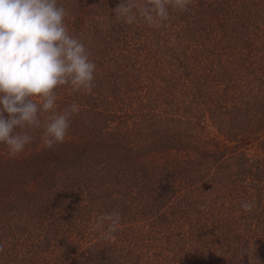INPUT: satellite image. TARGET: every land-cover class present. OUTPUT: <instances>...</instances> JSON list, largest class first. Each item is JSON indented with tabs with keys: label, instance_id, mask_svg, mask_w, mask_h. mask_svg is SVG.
<instances>
[{
	"label": "trees",
	"instance_id": "trees-1",
	"mask_svg": "<svg viewBox=\"0 0 264 264\" xmlns=\"http://www.w3.org/2000/svg\"><path fill=\"white\" fill-rule=\"evenodd\" d=\"M120 2L57 0L94 87L56 90L79 109L62 145L0 143V264H264V0H192L156 28Z\"/></svg>",
	"mask_w": 264,
	"mask_h": 264
},
{
	"label": "clouds",
	"instance_id": "clouds-1",
	"mask_svg": "<svg viewBox=\"0 0 264 264\" xmlns=\"http://www.w3.org/2000/svg\"><path fill=\"white\" fill-rule=\"evenodd\" d=\"M191 2L121 0L113 11L127 25L142 20L149 27H165L169 8L187 12ZM68 14L57 0H0V143L12 157L33 141L36 129H43L40 139L47 149L62 145L79 109L73 102L57 111L56 90L94 87L96 64L82 40L70 34ZM241 208L251 212L254 204L245 201ZM121 220L122 213L114 210L98 217L93 230L103 229V238L111 239Z\"/></svg>",
	"mask_w": 264,
	"mask_h": 264
}]
</instances>
